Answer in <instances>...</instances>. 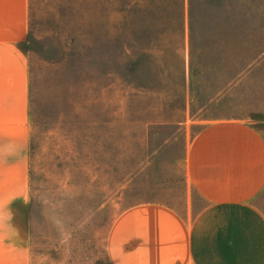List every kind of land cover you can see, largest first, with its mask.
Returning a JSON list of instances; mask_svg holds the SVG:
<instances>
[{"label":"rangeland","instance_id":"obj_1","mask_svg":"<svg viewBox=\"0 0 264 264\" xmlns=\"http://www.w3.org/2000/svg\"><path fill=\"white\" fill-rule=\"evenodd\" d=\"M59 1L22 0L16 46L28 84L30 259L110 264L106 238L122 212L158 204L192 220L186 210L201 209L184 154L207 122L264 132V0L121 2L87 16L119 37L118 52L92 54L48 31L65 19Z\"/></svg>","mask_w":264,"mask_h":264},{"label":"crops","instance_id":"obj_2","mask_svg":"<svg viewBox=\"0 0 264 264\" xmlns=\"http://www.w3.org/2000/svg\"><path fill=\"white\" fill-rule=\"evenodd\" d=\"M23 15L22 0H0V264H31ZM184 171L205 205L186 210L192 220L158 204L122 212L106 238L110 264H264V132L211 120L186 142Z\"/></svg>","mask_w":264,"mask_h":264},{"label":"trees","instance_id":"obj_3","mask_svg":"<svg viewBox=\"0 0 264 264\" xmlns=\"http://www.w3.org/2000/svg\"><path fill=\"white\" fill-rule=\"evenodd\" d=\"M138 1L139 0H60L56 12H63L65 19L57 23H52L51 25H49V23L47 28L59 41L64 39L63 43H67V46H70V50L76 53L84 52L92 54L102 51L118 52L120 49L117 45L119 37L117 36L116 30L112 29L114 25L101 21L88 20L86 18L90 14L101 10L110 13L113 11L116 12L113 7L117 6L115 4L121 2H124L125 6L130 8L133 5H137ZM179 4V8L183 14V1ZM76 13L82 16V21L75 22L66 19L68 16H72ZM31 31L32 23L29 21V39L31 38ZM80 38H82L83 41H79L78 39Z\"/></svg>","mask_w":264,"mask_h":264}]
</instances>
